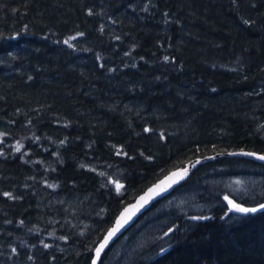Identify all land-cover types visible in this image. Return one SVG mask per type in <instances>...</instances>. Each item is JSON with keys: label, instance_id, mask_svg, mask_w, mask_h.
I'll return each instance as SVG.
<instances>
[{"label": "trees", "instance_id": "1", "mask_svg": "<svg viewBox=\"0 0 264 264\" xmlns=\"http://www.w3.org/2000/svg\"><path fill=\"white\" fill-rule=\"evenodd\" d=\"M243 150L264 154V0H0V264H90L148 186ZM227 208L136 264H264V211Z\"/></svg>", "mask_w": 264, "mask_h": 264}, {"label": "rangeland", "instance_id": "2", "mask_svg": "<svg viewBox=\"0 0 264 264\" xmlns=\"http://www.w3.org/2000/svg\"><path fill=\"white\" fill-rule=\"evenodd\" d=\"M239 160L229 158L226 161L219 160L216 164H207L195 180L178 187L186 178L182 180L176 185L177 189L174 187L171 194L157 200L154 207L152 205L137 218L133 227L127 228L116 239L103 264H136L146 260L152 254L166 249L172 242V233L177 225L172 220L183 218L186 226H193L202 215L207 216L216 207L222 206L225 197H228L227 201L245 198L251 202L257 198L261 200L264 197V170L259 165ZM200 164H194L191 171ZM69 222L79 237L88 235L93 228L92 223L82 218ZM102 260L103 257L99 264H102Z\"/></svg>", "mask_w": 264, "mask_h": 264}, {"label": "water", "instance_id": "3", "mask_svg": "<svg viewBox=\"0 0 264 264\" xmlns=\"http://www.w3.org/2000/svg\"><path fill=\"white\" fill-rule=\"evenodd\" d=\"M245 153H255V152H249V151H240V152H229L226 153V156L229 157H244L246 159H250L253 161H257L259 163L264 164V160L258 159L259 156L264 155V154H258L256 153L255 156H249L246 155ZM214 156H207L205 158H200V159H194L190 160L189 162L186 163V165L183 168H177L169 173H167L165 176H163L161 179L153 183L152 185L148 186L142 193H140L132 202L126 204L118 213V215L115 217L113 224L109 227V229L106 231L104 236L101 238V240L95 245L92 253V259L90 264H93V260H96V264H99L102 255L105 253L106 250L110 248V246L116 241V239L130 226H132L137 218L144 214L157 200L162 198L163 196L168 195L174 187H176L177 184H179L182 180L186 178L188 173L191 171L193 168L194 164L196 163H201L205 160L212 159ZM183 169H187V174H183ZM173 173H181L182 178L180 177H174L172 176ZM175 181V182H173ZM152 189V192H149V190ZM144 198L142 200L141 198ZM147 201V202H145ZM264 204V203H262ZM260 204V205H262ZM242 207L245 208H256L257 211L255 212H260L264 211V209L260 208V205L257 206H244L242 204H239ZM127 209V212L125 211ZM230 211L233 214L240 215V216H246L250 213L253 212H247V213H242L234 209L233 207L230 208ZM122 214L123 218H127L130 216V219H127L126 223H123L122 227L119 228V230L111 237V239L108 240L107 244L104 245L102 251L100 252L99 258H97L96 255V250L101 247L102 244H104L105 238L108 236L109 232L116 227L117 221L122 219Z\"/></svg>", "mask_w": 264, "mask_h": 264}, {"label": "snow or ice", "instance_id": "4", "mask_svg": "<svg viewBox=\"0 0 264 264\" xmlns=\"http://www.w3.org/2000/svg\"><path fill=\"white\" fill-rule=\"evenodd\" d=\"M68 42L69 41H65V43H68ZM19 148H20V145H17V150H19ZM245 154L249 155V156H255L256 155V153H245ZM258 159L264 160V155L259 156ZM187 171H188L187 169H183V174H187ZM172 176L182 178V174L181 173H173ZM173 182H175V181H173ZM122 187H123V185L119 184L118 182L116 183L117 192H119ZM152 191H153L152 189L149 190V192H152ZM5 195H10V194L6 193ZM141 199L144 200L143 197ZM225 199L227 200L228 197H225ZM145 202H147V201H145ZM228 203L230 205H232V207L234 209H236L237 211L242 212V213L257 211L256 208H245V207L240 206L239 204L233 203V201H231V200H228ZM260 208L264 209V204L260 205ZM125 211L127 212V209ZM130 218H131L130 216H128L127 218H123V214H122V219L118 220L116 227L113 228L109 232L108 236L105 238L104 244H102L101 247L96 250L97 258H99L100 252L102 251L104 245L107 244L108 240L111 239V237L119 230V228L122 227L123 223H126L127 219H130ZM169 231H171V229ZM93 264H96V260H93Z\"/></svg>", "mask_w": 264, "mask_h": 264}, {"label": "flooded vegetation", "instance_id": "5", "mask_svg": "<svg viewBox=\"0 0 264 264\" xmlns=\"http://www.w3.org/2000/svg\"><path fill=\"white\" fill-rule=\"evenodd\" d=\"M231 201H233V203H235V204H242V205H247V206H255V205H257V202H251V201H249V198H245V199H230ZM254 203H255V205H254ZM227 206L228 208H227V210L225 211V213H224V215H223V218H231V216H233L232 215V213L229 211V209H230V207H231V205L228 203V201L226 200L225 202H224V204L222 205V206ZM226 209V208H225ZM237 216H239V215H237Z\"/></svg>", "mask_w": 264, "mask_h": 264}, {"label": "bare ground", "instance_id": "6", "mask_svg": "<svg viewBox=\"0 0 264 264\" xmlns=\"http://www.w3.org/2000/svg\"><path fill=\"white\" fill-rule=\"evenodd\" d=\"M244 151V150H243ZM220 155H222V153L220 154ZM224 155V157H228V158H232V157H229V156H226L225 154H223ZM215 156V155H214ZM214 158H216V156L214 157ZM212 161V160H211ZM248 161V160H247ZM210 162V161H209ZM257 163V162H256ZM259 163V162H258ZM200 164V163H199ZM183 168V167H182ZM195 168V167H194ZM171 171V170H170ZM191 172V171H190ZM189 172V173H190ZM263 172V171H262ZM261 176V175H260ZM171 194V193H170ZM253 200V199H252ZM158 202V201H157ZM260 204V203H259ZM258 205V204H257ZM247 206V205H246ZM253 206V205H252ZM122 209V208H121ZM251 214V213H250ZM144 215V214H143ZM207 215V214H206ZM209 215V214H208ZM202 216H204V215H202ZM201 217V216H200ZM205 217V216H204ZM195 218V217H194ZM243 218V217H242ZM139 219V218H138ZM182 219V218H181ZM190 219V218H189ZM183 220V219H182ZM194 220V219H193ZM196 220V219H195ZM190 221V220H189ZM193 222V221H192ZM191 222V223H192ZM176 224V223H175ZM170 225V224H169ZM179 226V225H178ZM190 227H193V226H190ZM184 228V227H183ZM188 229H189V227H188ZM185 230H187L186 228H185ZM175 231V230H174ZM107 251H109V249L108 250H106L105 251V253L107 252ZM105 253L102 255V257L105 255ZM92 255H93V253H92ZM156 256V255H155ZM101 257V258H102Z\"/></svg>", "mask_w": 264, "mask_h": 264}]
</instances>
